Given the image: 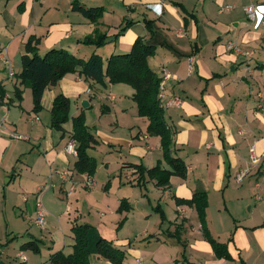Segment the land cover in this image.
Returning <instances> with one entry per match:
<instances>
[{"label": "crops", "instance_id": "1", "mask_svg": "<svg viewBox=\"0 0 264 264\" xmlns=\"http://www.w3.org/2000/svg\"><path fill=\"white\" fill-rule=\"evenodd\" d=\"M72 1L0 0V262L54 264L52 253L72 251V225L89 223L124 250L120 264L183 258L185 264H264V15L258 11L249 20L244 10L264 0H75L101 7L96 21ZM96 32L106 35L103 45L82 42ZM138 36L155 48L147 57L150 69L159 77L163 71L172 75L161 104L174 131L173 154L186 173L171 175L164 187L146 174L137 183L130 166L169 168L160 137L147 132L148 120L138 113L132 86L67 73L44 90L41 109L34 111L31 89L17 76L29 40L41 55L60 47L83 59L95 52L105 61L130 50ZM60 92L69 98L70 117L58 130L50 110ZM175 98L178 103L164 106ZM94 104L93 127L85 119L97 139L88 148L96 161L88 187L86 173L75 167L77 157L65 147L73 140L71 117ZM64 169L71 181L61 178ZM196 189L207 193L206 226L226 244L229 258L216 257L194 206L176 202L189 200ZM38 197L43 226L30 221ZM176 227L183 245L173 234ZM33 239L37 253L23 245ZM89 261L112 264L96 254Z\"/></svg>", "mask_w": 264, "mask_h": 264}, {"label": "trees", "instance_id": "2", "mask_svg": "<svg viewBox=\"0 0 264 264\" xmlns=\"http://www.w3.org/2000/svg\"><path fill=\"white\" fill-rule=\"evenodd\" d=\"M72 7L92 21H96L103 10L98 6L84 7L75 0L72 1ZM127 23L129 22H125L118 34L125 30ZM105 38V34H97L96 32L94 35L85 37L82 42L101 46L104 44ZM154 52V46L147 44L141 36L136 37L130 50L123 53H112L105 61L95 52L83 59L60 47L50 48L41 55L37 52L35 46L31 45V40H29L25 45V52L21 55L22 67L17 76L21 83L27 84L31 89L34 111L41 109V99L44 90L49 85L56 84L67 73L78 72L86 79H91L101 84H104L105 78H107L111 84L122 82L132 86L134 89L132 99L136 102L138 113L148 120L147 132L160 137L163 159L169 168H163L159 164L151 168L134 163H131L130 166L138 172L137 183H141L146 174L148 179L155 180L156 185L164 187L169 184L171 175L184 177L186 166L180 157L173 154L172 136L174 131L166 122L164 107L158 95L160 77L150 69L147 63V57L153 55ZM2 95L3 90L0 84V97ZM18 97H20L19 92ZM69 105V98L63 93L60 92L55 95L50 110V124L54 129H63V124L70 117ZM71 122V138L77 143L75 167L79 172L92 176L95 172L96 161L89 155L88 148L95 144L97 139L86 125L83 111L72 116ZM176 202L189 203L194 206L198 214L202 234L211 244L216 257L229 258L230 255L226 244L215 240L206 226V191L196 189L189 200L176 199ZM154 209L159 212L161 220H165V215L161 208L156 206ZM177 229L179 228L176 227V232H173V234H176V239L183 245L180 232H177ZM71 231L73 234L72 251L70 253L62 251L52 253L49 258L51 263L90 264L89 256L96 254L107 259L112 264H120L125 257L124 250L117 247L112 241L103 238L92 224L74 223ZM23 245L33 252H39L37 240H30ZM182 256L184 257L183 254ZM0 264L5 263L0 262ZM174 264H185L184 258L182 262L178 263V261H175Z\"/></svg>", "mask_w": 264, "mask_h": 264}, {"label": "built area", "instance_id": "3", "mask_svg": "<svg viewBox=\"0 0 264 264\" xmlns=\"http://www.w3.org/2000/svg\"><path fill=\"white\" fill-rule=\"evenodd\" d=\"M244 10L246 12V15L248 17L249 20H254L256 13L258 11H261L262 14L264 15V5H258V4H254V3H250L247 6L244 7ZM231 47V45H230ZM4 62L8 65V75L12 76L13 75V70L11 68V63L8 59H6V57H3ZM171 73L168 71H163L161 76H160V81H159V97L162 99L164 97V86L167 82V80H169V78L171 77ZM178 99H173V100H168L166 101V103L164 104V106L169 107L172 105H175L176 103H178ZM2 126V122L0 123V127ZM10 136L14 137V138H20L21 136L19 134H16L15 132H11ZM77 143L74 140H71L65 147V150L67 153L76 156L77 155ZM251 153H253V148L251 147ZM257 158L253 157L252 161H256ZM244 175V172H241L239 174L236 175L237 179H241ZM60 176L63 180L65 181H71L72 180V173L69 171V169H64L61 171ZM86 180L84 181V185L85 186H91L93 184V179L92 176L86 174ZM73 188V183L71 186V189ZM30 221L33 224H36L38 226H43V224L45 223V208L44 205L42 203L41 198L38 197L36 205H35V209L33 212V215L30 217ZM23 258V256H22Z\"/></svg>", "mask_w": 264, "mask_h": 264}, {"label": "rangeland", "instance_id": "4", "mask_svg": "<svg viewBox=\"0 0 264 264\" xmlns=\"http://www.w3.org/2000/svg\"><path fill=\"white\" fill-rule=\"evenodd\" d=\"M83 110H84V112H83L84 113V119H86L89 122V125L91 127H93V123L96 122V119H97V105L94 104V106L82 109V111ZM92 146H94V144L91 145L90 147H92Z\"/></svg>", "mask_w": 264, "mask_h": 264}, {"label": "water", "instance_id": "5", "mask_svg": "<svg viewBox=\"0 0 264 264\" xmlns=\"http://www.w3.org/2000/svg\"><path fill=\"white\" fill-rule=\"evenodd\" d=\"M82 103H83L84 105H86V104H87L86 100H84Z\"/></svg>", "mask_w": 264, "mask_h": 264}]
</instances>
